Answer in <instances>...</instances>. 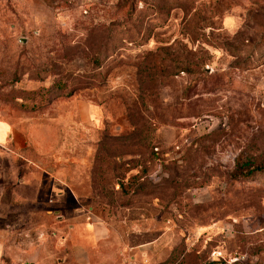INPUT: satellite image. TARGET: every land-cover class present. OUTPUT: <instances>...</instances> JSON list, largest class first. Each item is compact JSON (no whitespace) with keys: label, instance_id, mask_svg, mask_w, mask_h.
<instances>
[{"label":"rangeland","instance_id":"rangeland-1","mask_svg":"<svg viewBox=\"0 0 264 264\" xmlns=\"http://www.w3.org/2000/svg\"><path fill=\"white\" fill-rule=\"evenodd\" d=\"M264 264V0H0V264Z\"/></svg>","mask_w":264,"mask_h":264},{"label":"built area","instance_id":"built-area-1","mask_svg":"<svg viewBox=\"0 0 264 264\" xmlns=\"http://www.w3.org/2000/svg\"><path fill=\"white\" fill-rule=\"evenodd\" d=\"M206 264H256L247 260L244 255H224L221 252H214Z\"/></svg>","mask_w":264,"mask_h":264},{"label":"trees","instance_id":"trees-1","mask_svg":"<svg viewBox=\"0 0 264 264\" xmlns=\"http://www.w3.org/2000/svg\"><path fill=\"white\" fill-rule=\"evenodd\" d=\"M209 261V260H208ZM208 261H207V263H208ZM206 264V263H205Z\"/></svg>","mask_w":264,"mask_h":264}]
</instances>
